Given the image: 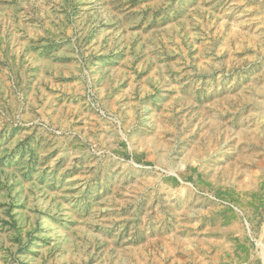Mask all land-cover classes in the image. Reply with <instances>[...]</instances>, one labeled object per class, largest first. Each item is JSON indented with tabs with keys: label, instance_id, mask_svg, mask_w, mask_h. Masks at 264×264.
<instances>
[{
	"label": "rangeland",
	"instance_id": "1",
	"mask_svg": "<svg viewBox=\"0 0 264 264\" xmlns=\"http://www.w3.org/2000/svg\"><path fill=\"white\" fill-rule=\"evenodd\" d=\"M0 264H264V0H0Z\"/></svg>",
	"mask_w": 264,
	"mask_h": 264
}]
</instances>
